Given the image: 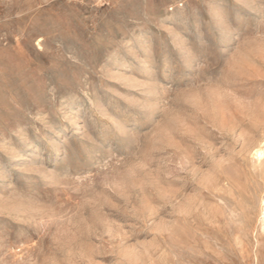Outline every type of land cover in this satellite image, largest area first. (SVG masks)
<instances>
[{
  "label": "rangeland",
  "instance_id": "obj_1",
  "mask_svg": "<svg viewBox=\"0 0 264 264\" xmlns=\"http://www.w3.org/2000/svg\"><path fill=\"white\" fill-rule=\"evenodd\" d=\"M263 204L264 0H0V264H264Z\"/></svg>",
  "mask_w": 264,
  "mask_h": 264
},
{
  "label": "bare ground",
  "instance_id": "obj_2",
  "mask_svg": "<svg viewBox=\"0 0 264 264\" xmlns=\"http://www.w3.org/2000/svg\"><path fill=\"white\" fill-rule=\"evenodd\" d=\"M213 151V150H212ZM143 191V190H142ZM263 210H264V204H263ZM257 232H258V237L260 238V239H262L263 241H264V212H263V214H262V217H261V222H260V228L259 229H257ZM259 243H260V241H259ZM262 243V242H261ZM146 253V252H145ZM153 252L151 251V250H147V255L149 256V257H151L153 254H152ZM157 254V253H156ZM155 256V255H154ZM134 260H136L135 258H134ZM137 261V260H136ZM138 262V261H137ZM160 262V261H159ZM162 264H164V262L162 263Z\"/></svg>",
  "mask_w": 264,
  "mask_h": 264
}]
</instances>
